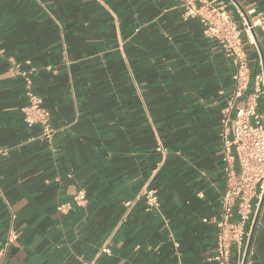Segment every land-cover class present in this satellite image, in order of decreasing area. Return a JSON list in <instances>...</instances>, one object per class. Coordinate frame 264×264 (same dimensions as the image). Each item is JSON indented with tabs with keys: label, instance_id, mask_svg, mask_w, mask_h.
<instances>
[{
	"label": "crops",
	"instance_id": "obj_1",
	"mask_svg": "<svg viewBox=\"0 0 264 264\" xmlns=\"http://www.w3.org/2000/svg\"><path fill=\"white\" fill-rule=\"evenodd\" d=\"M203 1L238 25V10L264 13V0ZM231 75L174 0H0V250L15 233L0 264H215L203 219L220 211ZM26 78L50 113L51 143L23 122ZM246 261L264 264V201Z\"/></svg>",
	"mask_w": 264,
	"mask_h": 264
},
{
	"label": "built area",
	"instance_id": "obj_2",
	"mask_svg": "<svg viewBox=\"0 0 264 264\" xmlns=\"http://www.w3.org/2000/svg\"><path fill=\"white\" fill-rule=\"evenodd\" d=\"M174 2L183 9L185 19L198 18L204 36L214 41L230 58L233 86L222 112L219 132L223 175L220 211L203 222L215 227V251L208 260L215 264H230L231 252L235 248L240 257L239 264H242L250 235L247 225L252 223L264 199V109L258 111L260 102L264 103V54L257 46L255 35L257 29L264 33V13L248 19L247 15H252L253 10L247 13L238 10L242 20V25H238L228 11L203 0ZM246 46L255 48L259 61L260 71L253 76ZM250 84L251 91L244 98ZM25 95L27 104L21 108L25 126H37L40 138L51 143L54 130L50 125V113L33 92L29 78L25 79ZM6 153L0 149V156ZM142 196L146 211L158 207L154 189H145ZM74 203L85 205L84 191L77 192ZM68 208V204H61L57 209L65 211ZM14 240L15 233L10 229L0 250V261ZM105 252L109 253V250Z\"/></svg>",
	"mask_w": 264,
	"mask_h": 264
},
{
	"label": "water",
	"instance_id": "obj_3",
	"mask_svg": "<svg viewBox=\"0 0 264 264\" xmlns=\"http://www.w3.org/2000/svg\"><path fill=\"white\" fill-rule=\"evenodd\" d=\"M263 74H264V67H263ZM263 201H264V199H263ZM263 201L261 202V205H260L259 209L257 210L254 218H253L252 227H251L248 243H247V246H246V252H245V256L243 258L242 264L246 263L248 252H249V248H250V245H251V240H252L253 233H254V230H255V227H256L260 212H261Z\"/></svg>",
	"mask_w": 264,
	"mask_h": 264
}]
</instances>
